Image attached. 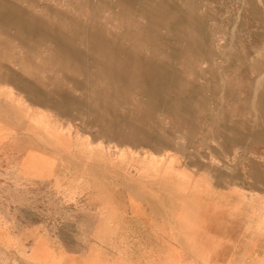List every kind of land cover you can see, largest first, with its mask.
<instances>
[{"label":"crops","instance_id":"0c3cea01","mask_svg":"<svg viewBox=\"0 0 264 264\" xmlns=\"http://www.w3.org/2000/svg\"><path fill=\"white\" fill-rule=\"evenodd\" d=\"M0 130V264H264V133L242 129L211 147L221 161L162 166L155 180L138 166L130 180L89 173L75 202V181L59 179L70 149L10 114Z\"/></svg>","mask_w":264,"mask_h":264},{"label":"rangeland","instance_id":"374dc122","mask_svg":"<svg viewBox=\"0 0 264 264\" xmlns=\"http://www.w3.org/2000/svg\"><path fill=\"white\" fill-rule=\"evenodd\" d=\"M83 1L85 0H20V3L29 7L35 2L36 11L48 12L46 6L65 11L75 10L74 5L70 4L74 2L78 4L76 13L83 15L79 6ZM198 2L200 14L212 15L207 20V25L214 27L203 26L204 35L215 33L222 37L221 31L217 32L215 29L218 25L221 29L226 26L234 28L237 30L241 56L221 54L215 59L216 64L207 62L209 71L200 76L187 73L189 83L197 82L203 86L184 93L192 99L188 107L179 110L188 119L187 123H178L177 114L169 112L167 107L138 108L134 104L112 100L110 106L132 116L148 130L158 134L156 138L147 139L144 143L118 141L112 136L99 134L98 123L91 121L87 112L80 107L68 105L66 109L59 110L45 101L31 99L17 83L9 80L6 76L9 71L18 80H27L36 85L39 91L48 96H55L56 88L76 97H84L94 91L73 84V78L84 80L86 76L54 59L50 43L37 39L22 43L12 38L7 33L8 30L0 25V115L10 114L11 121L19 124L22 132L34 134L46 148L71 150L68 152L71 157L65 163L63 177L59 176L60 180L75 181V189L69 195L71 200L77 202V198L84 195L82 181L89 173L97 178L99 170L106 168L108 176L113 180H130L132 166L136 170L138 166L140 177L155 180L159 177L157 171L162 166L175 169L202 162L221 161L222 158L210 157L211 147L224 148L227 137L237 135L242 129L250 131L251 136L254 133H264V0ZM46 14L49 18H54V14ZM222 19L224 23L221 22ZM236 21L237 25H234ZM208 43L214 49L217 48L212 39ZM253 48L256 53L251 51ZM171 62L178 69L188 72V66L182 59L174 58ZM190 62H193L194 67L200 63L195 58ZM250 63H254L256 68L251 69ZM139 114L145 115V120H137ZM44 124L58 128L62 134L54 137L46 133ZM228 124H234V128H228ZM212 125L219 127L216 136L218 140L206 135L207 131H202L203 128L210 129ZM162 138H169L171 144H164ZM230 144L231 147L234 146L233 142ZM66 191L67 189H57L55 195L65 196L66 193L62 192ZM48 200L51 202V196Z\"/></svg>","mask_w":264,"mask_h":264},{"label":"bare ground","instance_id":"6f19581e","mask_svg":"<svg viewBox=\"0 0 264 264\" xmlns=\"http://www.w3.org/2000/svg\"><path fill=\"white\" fill-rule=\"evenodd\" d=\"M70 4L76 10L78 4ZM34 5L24 7L20 0H0V25L22 43L32 39L50 43L54 59L86 76L84 80L73 78V84L94 93L76 97L56 88L55 96H48L10 71L6 76L37 102L45 101L59 110L68 105L84 109L91 121L98 123L99 134L118 141L144 143L158 134L110 106L112 100L138 108L167 107L177 114L178 123H187L179 110L192 99L184 93L203 87L189 83L187 73L200 76L209 71L207 62L216 64L221 54L241 56L234 28L218 25L215 29L222 37L204 35L203 26H214L207 25L211 14L199 13L198 0H85L79 3L83 15L53 6H46L48 12H39ZM210 39L217 44L216 49L208 43ZM251 51L256 53L254 48ZM174 58L182 59L188 72L178 69L171 62ZM194 58L200 61L197 67L190 62ZM250 67L255 69L256 65L250 63ZM138 119L145 120V115ZM44 125L46 133L54 137L62 134L58 128ZM161 141L171 144L169 138Z\"/></svg>","mask_w":264,"mask_h":264}]
</instances>
